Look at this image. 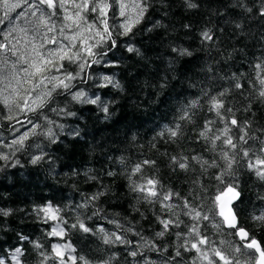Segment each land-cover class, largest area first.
<instances>
[{
    "label": "trees",
    "instance_id": "trees-1",
    "mask_svg": "<svg viewBox=\"0 0 264 264\" xmlns=\"http://www.w3.org/2000/svg\"><path fill=\"white\" fill-rule=\"evenodd\" d=\"M191 2L197 6L188 7L187 0H149L145 19L133 34L120 37V49L115 56L109 55V59L117 61L116 66L106 69L94 65V71L88 70L95 82L89 80L87 85L79 87L90 96L95 92L105 103L111 102L109 119H104L105 114L96 105L71 104L69 110L77 112L76 117L56 116L48 111L50 119L65 126L64 132L55 129L57 142L50 143L41 135L31 136L26 144L32 147L16 153L19 165L9 164L0 170V208L11 210L9 216H0V256L19 246L25 250L24 264H39V251L50 252L51 243L63 242L47 236L52 222L45 223L33 211L49 202L61 209L60 215L68 225L79 216L94 231L103 227L109 233L117 232L132 241L127 245H105L102 234L69 229L65 239L73 243L77 254L86 257L89 264H102L110 257L113 258L110 264H145L140 256L128 255L131 250L142 252L154 264H163L168 256L175 254L176 245L183 242L175 235L178 229L165 237H156L162 227L157 217L166 214L159 203H149L141 194L131 191L128 176L132 167L144 159L156 161L155 168H145L141 174L132 176V180L140 183L142 176H155L165 192L171 189L182 196H188L194 188L199 192L198 186L192 183L194 180L202 182L209 193L214 191L215 181L209 177L218 169H209L201 176L195 161L190 162L187 173L178 168L174 171L170 163L174 155H197L209 161L219 159V149L212 152L209 145L197 139L204 120L215 119L214 114L207 111L205 99H200L203 108L196 109L195 123L185 124L182 135L174 142L166 135L158 136L164 125L174 123L177 109L200 97L201 89H211L215 94L231 88L226 97L228 106L238 110L236 114L241 122L251 121L249 134L259 136L264 130V100L258 95L259 79L264 73L258 75L260 70L256 68L264 61V15L259 11L262 0H244L247 8L252 9L250 12L237 7L236 0ZM3 9L0 0V19ZM62 17L58 11V27ZM94 18V14H88L89 21ZM118 19V13L113 16L110 11L109 24H119ZM204 31H209L213 39L204 41L201 35ZM127 46L139 49V55L129 53ZM175 48L187 49L192 55L180 57L173 51ZM75 67L72 65L69 70ZM102 75L118 81L122 90L111 86L99 88L103 80L97 77ZM233 76L236 79L230 81L229 77ZM237 82L243 85L241 90L234 89ZM58 99L59 106L63 107L66 101ZM17 102L18 97L12 99L13 109ZM249 106L250 110L245 111ZM76 128L80 132L78 137L68 134L70 129ZM16 134L9 122H0V140L10 143ZM37 144L43 149L45 159L33 165L31 156L40 154V149L35 147ZM0 150L8 151L2 145ZM108 172L115 175L109 176ZM239 182L243 197L239 205L241 226H246L258 239H264V227L251 220V216L264 212V181L241 169ZM99 192L104 195L88 207H77ZM172 203L180 201L174 198ZM97 209L99 214L93 216ZM181 219L187 222L186 217L181 216ZM117 223L120 228L116 227ZM179 230H184L183 226ZM207 234L217 242L220 239L233 242V237L216 235L210 228ZM20 235L40 242L43 248L35 250L32 243L20 240ZM145 242L154 243L167 252L148 251L143 247ZM194 255V252L182 253L178 258L180 264H192Z\"/></svg>",
    "mask_w": 264,
    "mask_h": 264
},
{
    "label": "snow or ice",
    "instance_id": "snow-or-ice-1",
    "mask_svg": "<svg viewBox=\"0 0 264 264\" xmlns=\"http://www.w3.org/2000/svg\"><path fill=\"white\" fill-rule=\"evenodd\" d=\"M23 2L26 9L19 14V17L30 18L26 20L27 26L19 28L18 31L25 37L24 47L27 48L30 45V51L25 54L17 47L19 40H16V43L12 42L13 33L17 32L16 26L3 34L4 42L0 43V51L10 52L17 58L11 65L10 76L0 77V81L6 82L0 94L8 92V95L0 100V104H3V108H0V122H9L12 130L17 133L10 143L0 140V145L8 149L7 152L0 150V161L3 162L0 170L9 164L13 167L19 165L20 160L16 158V153L32 147L26 144L31 136L41 135L50 143L57 142L58 133L55 129L64 132L65 126L50 119L46 114L48 111L56 116L76 117L77 112L69 110L71 104L96 105L105 114L104 119L110 118L109 104L111 102L105 103L95 92L90 96L79 86L87 85L89 80H93L88 70L93 69L94 65H102L106 69L116 66L117 61L109 59V55L115 56V52L120 49L119 38L133 34V30L145 19L150 6L149 0H79V2L77 0H23ZM2 3L6 11L3 19H0V24L8 19L11 12L21 7V3H12L10 0H2ZM187 4L190 8L197 6L191 0H187ZM236 6L242 7L245 11H252L247 8L244 0H236ZM59 10H62L63 17L58 27L56 17ZM117 10L121 22L109 24L110 11L115 16ZM259 11L261 15H264V0ZM88 14H94L95 18L89 21ZM29 32H31L30 39ZM201 35L204 41L213 39L209 31H204ZM127 51L139 55V49L134 46H127ZM173 51L180 57L192 55L184 48H175ZM17 64L22 65L18 70ZM72 65L76 67L70 71L69 67ZM4 66H8L7 60L4 61ZM256 68L260 70L258 75L264 73V61L257 64ZM21 72L23 76L20 75ZM97 78L103 80V83L98 85L99 88L111 86L122 90L120 83L111 76L102 75ZM233 79L236 77H229L230 81ZM12 81H15V85ZM259 84L261 89L258 95L264 100V75H261ZM21 88L24 89L22 95ZM242 88L241 83L234 84V89ZM231 91V88H227L212 94L211 89H201L200 97L190 100L177 109L178 116L174 117V123L164 125L162 131L158 133V136L166 135L174 142L182 135L185 124L195 123L196 109L203 108L200 99H205L207 111L214 114L215 119L204 120L197 133V139L209 145V150L212 152H217L219 149L217 153L219 159L209 161L197 155L191 157L174 155L170 157V163L174 171L178 168L187 173L191 167L190 162L195 161L201 169V176L208 173L209 169H218L213 176L209 177L215 181L213 192L209 193L199 180L192 182L193 185L198 186L199 192L194 188L188 196H182L171 189L163 191V185L155 176H142L140 183L132 180V176L141 174L145 168L156 167V161L151 159L136 163L128 176L131 191L141 194L142 198L149 203H159L161 211L166 214L164 217H157L162 227L156 233V237H165L173 229H178L175 232L177 240L183 241L176 245L175 254L168 256L163 264H180L178 258H181L182 253L192 252L195 253L192 264H264V239H258L246 226H241L239 215V205L243 199L239 182L240 170L246 169L258 180L264 181V139L260 138L264 136V130H261L259 136L249 134L251 121L246 119L241 122L236 114L238 110L228 106L226 97ZM12 95L18 97L15 109L10 104ZM58 97L66 101L63 107L59 106ZM244 110L249 111L250 106ZM21 116L23 119L20 118ZM217 124L223 126L217 128L215 127ZM17 125L28 127L21 134ZM68 134L78 137L80 132L76 128L70 129ZM35 147L40 149V154L31 156L30 163L33 165L45 159L41 146L37 144ZM192 170L195 171L194 168ZM107 174L115 175L113 172ZM89 179H95V177H89ZM103 195V192L93 194L84 204L77 207L86 208L92 201L98 200ZM174 198L180 203H172ZM33 211L38 217H42L45 223L53 222L47 236L63 241L51 243L50 252L39 251V264H89L86 257L77 254L73 243L65 239L69 229L85 234H102L105 245L132 243L123 235L117 232L109 233L103 227H98L94 231L79 216L74 223L68 225L60 215L61 209L51 202L37 206ZM99 211L97 209L92 215L97 216ZM10 212L11 210L0 208V216L7 217ZM181 216L186 217L187 222L181 219ZM251 220L264 227V212L251 216ZM182 226L184 230H179ZM116 227L121 226L117 223ZM209 228L216 235L233 237V242L224 239L218 242L212 240L207 234ZM19 239L32 243L35 250L43 248L40 242L29 241L27 236L20 235ZM139 247L137 245L136 249ZM143 247L157 253L167 252V249L162 250L154 243L145 242ZM128 255L133 258L140 256L145 260V264H154L138 250H131ZM24 256L25 250L18 246L10 250L8 254L0 256V264H24ZM112 259L110 257L102 264H110Z\"/></svg>",
    "mask_w": 264,
    "mask_h": 264
},
{
    "label": "rangeland",
    "instance_id": "rangeland-1",
    "mask_svg": "<svg viewBox=\"0 0 264 264\" xmlns=\"http://www.w3.org/2000/svg\"><path fill=\"white\" fill-rule=\"evenodd\" d=\"M10 2L12 3H21V7L16 9L15 11L11 12L9 14V17L7 20H4V22L2 24H0V43L4 42L3 40V34L4 33H7L13 26H16L17 27V32L13 33V43H16V40H19V44L17 45V47L20 49L21 52L27 54V52L30 51V45L25 48L24 45H25V37L23 36L22 33H20L18 31L19 28H23V27H26V20L29 19L30 17H19V14L23 11H25L26 9V5L24 4L23 1H18V0H10ZM71 7V6H69ZM4 8V7H3ZM5 11L6 9H3V15H2V18L4 17V14H5ZM60 11V14L63 16V12L62 10H59ZM117 13H118V10H117ZM118 20L119 22H121V18L119 17L118 15ZM28 38L30 39L31 38V32H29V36ZM11 47V45H10ZM16 57L12 56L11 53H5L3 51H0V77L2 76H10V73H11V65L13 63L16 62ZM7 60L8 61V66L5 67L4 66V61ZM23 66H26V65H23ZM22 67V65L20 64H17V70ZM21 76H23V73L21 72L20 73ZM5 83L6 82H3V81H0V90L4 89L5 88ZM13 85H15V81H12ZM24 87H28V85H24ZM24 90L23 88L20 89V92ZM5 95H8V92H3L2 94H0V96L2 97L3 99V96ZM17 96L16 95H12L11 98H10V103L12 102V99L14 100ZM27 125H25L24 127H20L19 128V131L20 133L22 134L23 131H25L27 129ZM17 135V134H16ZM52 222V221H51ZM53 224V222H52Z\"/></svg>",
    "mask_w": 264,
    "mask_h": 264
}]
</instances>
